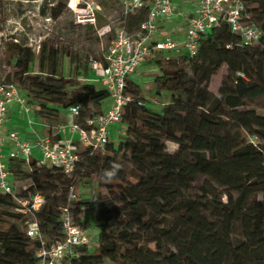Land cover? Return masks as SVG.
I'll use <instances>...</instances> for the list:
<instances>
[{"label":"trees","instance_id":"16d2710c","mask_svg":"<svg viewBox=\"0 0 264 264\" xmlns=\"http://www.w3.org/2000/svg\"><path fill=\"white\" fill-rule=\"evenodd\" d=\"M252 3L256 7L251 4L250 11L262 31L259 47L240 46V38L227 24L215 28L202 39L194 58H182L190 74L163 69L154 78L152 101L146 102L139 93L130 95L133 100L122 115L124 134L117 135L103 152L80 150L73 173L82 158L104 170L113 162L122 165L128 154L133 167L129 176L136 182L122 179L126 174L122 167L110 182V199H106L98 190L96 177L89 175L81 182L89 194L70 200L69 193L71 206L65 197L71 186L68 175L34 162L23 171V162H10L14 175L26 174L31 179L28 191L45 196L37 219L49 239L61 236V207L99 214L98 245L81 247L80 257L72 264H264V151L248 139L258 136L263 140L264 135V113L248 109L264 98V0ZM86 26L93 30L92 24ZM10 49L17 82L5 83L16 84L20 92L33 98L30 104L44 123L54 124L59 108L89 103L100 107L109 99L106 89L93 84L69 90L75 83L58 73L59 50L53 45L44 42L36 53L14 42ZM60 50L64 56H72L65 47ZM156 53L161 56L172 51ZM73 59L80 64L77 54ZM166 60L175 66L176 59L168 56ZM95 61L107 65L103 56ZM35 63L37 70H33ZM224 65L229 73L215 95L209 83ZM89 71L84 65L86 76ZM176 90L182 91L185 101L174 94L172 101H162L165 94ZM93 116L87 117L82 106L74 121L87 128L86 121ZM166 142L176 143L177 152H166ZM52 188L62 191L60 199L50 196ZM259 195L263 196L261 202L255 200ZM14 206L13 197L0 192L2 214L23 223L22 229L13 225L0 233V264H19L23 256H32L29 245L40 246L26 235L25 216L15 212Z\"/></svg>","mask_w":264,"mask_h":264},{"label":"built area","instance_id":"2783aa9c","mask_svg":"<svg viewBox=\"0 0 264 264\" xmlns=\"http://www.w3.org/2000/svg\"><path fill=\"white\" fill-rule=\"evenodd\" d=\"M182 0H123L131 10H147V19L141 24L135 36L120 31L115 34L103 58L107 63L91 60V66L98 72V81L108 91L111 106L86 121L87 128L78 125L74 119L80 115L82 106L75 104L66 109L73 121L69 125L60 124L54 135L36 136L28 139L18 130L3 133L12 104L19 105L28 116V125L36 124L18 86L0 82V192L13 197L14 211L25 216V233L40 246L35 251L36 264H72L80 257L79 249L89 245L88 230L72 215L71 208H60L59 222L61 236L49 239L40 228L37 214L46 203L45 196L38 191L22 193L16 191L11 161H21L27 169L34 162L38 167H47L71 175L80 159V150L90 148L103 152L110 142L112 130L122 124L125 106L133 98L126 94L127 80L132 77L154 52L172 51L194 58L202 39L212 30L227 24L231 32L240 38V46L250 47L260 42L262 31L255 23L250 7L253 0H193L195 12L185 15L179 12ZM182 18L185 28H179V35H167L156 39L159 28L157 21H171ZM105 33H101V36ZM145 102L139 101V105ZM70 128L71 135L66 131ZM75 135V136H74ZM58 137V138H57ZM249 142L264 151L263 140L249 136ZM12 144L5 152L6 144ZM31 185V184H30ZM29 185V186H30ZM27 192V196L22 194ZM75 195L71 192L70 200Z\"/></svg>","mask_w":264,"mask_h":264},{"label":"rangeland","instance_id":"374dc122","mask_svg":"<svg viewBox=\"0 0 264 264\" xmlns=\"http://www.w3.org/2000/svg\"><path fill=\"white\" fill-rule=\"evenodd\" d=\"M123 0H0V82L7 81L17 82V70L15 63L10 57V47L12 43L17 42L25 46L31 47L36 53L39 52L40 45L44 42L53 45L59 50L58 61V73L65 78L73 79L75 83L74 87H70L69 90H74L78 87H83L86 84H93L97 89L103 88L102 84L98 81V72L91 65V60H101L103 52L106 51L111 41L115 38L117 32H124L129 36H135L139 32L141 24L147 19L146 9L139 11H133L130 7L122 2ZM187 4L194 5L195 1L187 0ZM56 9L54 10V8ZM252 7H256V4L252 3ZM59 14L58 18L54 16ZM87 24L93 25V30L87 28ZM181 27L185 28L182 24ZM179 28L177 25H173L167 35H178ZM101 33L105 35L101 36ZM260 42L254 45L259 47ZM61 47L68 49L72 56H64L61 53ZM77 54L80 58V64L74 61L73 56ZM176 59L175 66L166 60L167 57ZM184 58V54L172 52L167 55H158L153 53L150 58L147 59V65L149 68L145 72H141L139 69L132 77L127 80L126 92L128 95L136 96L139 93L140 98H143L146 102L152 101L153 91L155 88L154 78L157 75H162L163 69H182L187 74H190L189 66L182 64L181 60ZM84 65H88L90 68L89 76H86L83 72ZM33 70H37V64L33 66ZM228 67L222 66L211 78L209 83V90L215 95L219 94L223 80L228 76ZM87 77V78H86ZM30 112L36 113L37 108L31 105L30 102L33 99L27 92H21ZM179 96L183 101L185 98L181 90L169 92L165 94L162 101L168 103L173 100L172 95ZM69 100L66 101V104ZM111 105V100L104 106H94L92 104H82L83 113L87 116L97 115L104 112L106 107ZM248 109L255 110L259 114L264 113V98L256 101L254 105ZM60 116L57 121L52 124L47 122L46 127L38 129L35 124L32 125L33 132L38 135H52L57 132V126L60 124H69L71 117L66 114L65 108H59ZM26 116V121L28 116ZM23 119V117H22ZM36 119V118H35ZM28 123V121H27ZM113 129L110 142L117 140V135L125 133L126 127L122 124ZM31 131V130H30ZM66 131L71 135L70 128H66ZM27 132V131H26ZM176 143L166 142V152L174 154L177 152L179 146ZM122 157V153L119 154ZM122 167L125 171L122 179L124 181L136 182L134 178L129 176L133 167L129 162V155L126 154V158L122 159ZM81 166L75 173L68 175L66 179L69 180L71 188L69 187L66 194V202L69 201V193L74 195L87 196L88 189L81 185L83 179L92 175L96 177V184L98 190L102 193L103 197L110 199L109 182H105L101 179L103 170H100L97 165L92 162L85 161L84 158L80 160ZM23 171L27 169L22 167ZM14 184L16 191L22 193L23 187L29 189L31 179L26 174L14 175ZM56 187L58 184L52 183ZM50 196L56 195L58 199L61 198L62 191H54L52 188L49 190ZM23 195V194H22ZM256 201H263V196L259 195L255 198ZM222 201L227 202L226 196H223ZM60 205H64L60 203ZM72 206V203H71ZM72 215L75 220L80 222L87 230L89 236V247H95L98 245L99 235V214L94 211H85L79 213L73 209ZM13 225L23 228L21 220L16 221L7 218L2 214L0 208V233L7 232ZM60 232V231H59ZM58 232V233H59ZM149 247L154 249V244L149 243ZM35 247L28 246V252L31 253V257L23 256L20 259L19 264H33V254H35ZM80 251V250H79ZM106 264H113L108 261Z\"/></svg>","mask_w":264,"mask_h":264},{"label":"crops","instance_id":"0c3cea01","mask_svg":"<svg viewBox=\"0 0 264 264\" xmlns=\"http://www.w3.org/2000/svg\"><path fill=\"white\" fill-rule=\"evenodd\" d=\"M186 1L187 0H182L181 1V5H180L178 10H179V12H181V13H183L185 15H193V13L195 12V7L196 6H195V4L194 5L193 4L189 5V4L186 3ZM157 23H158L159 31H158V34L156 36V39H159V40H163L165 38L167 32L170 31V29L173 27L174 24L177 25L178 27H181V25L183 24L181 17H178V19L176 18V19L171 20V21H166V20H163V19H159L157 21ZM178 35H176V37ZM148 68H149V66L147 65V62H145L140 69H142L141 72H145V71H147ZM109 100L110 99L105 100L102 103V106L106 105ZM110 106L111 105L106 107L104 112L106 110H108L110 108ZM66 114H67L68 117H70L67 111H66ZM32 115L36 118V124H35L36 128L43 129V128L46 127V124L43 122L42 118L39 115H36L34 111H33ZM22 117H23V119H22ZM72 121H73V119L71 117L70 123ZM69 124H65V125H69ZM31 128H32V126L28 125V123L26 121V116H24V112L21 111L19 105L16 104V103L12 104L11 107H10L9 113H8L7 122L5 124V127L3 128V133L7 134L11 130H18L21 133H23L28 139L34 140L36 136H40V135H38L37 133L33 132V129H31ZM117 128L118 127H116V129ZM54 134L55 133H53L52 135H54ZM11 147H12V144L10 142H8L6 144V146H5V152H7L9 149H11Z\"/></svg>","mask_w":264,"mask_h":264},{"label":"clouds","instance_id":"9594fccd","mask_svg":"<svg viewBox=\"0 0 264 264\" xmlns=\"http://www.w3.org/2000/svg\"><path fill=\"white\" fill-rule=\"evenodd\" d=\"M178 147V146H177ZM122 165L118 162H113L109 168L103 170L101 174V179L105 182H112L118 176L119 171L121 170Z\"/></svg>","mask_w":264,"mask_h":264}]
</instances>
